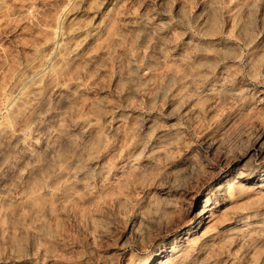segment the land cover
Listing matches in <instances>:
<instances>
[{
    "label": "rangeland",
    "instance_id": "1",
    "mask_svg": "<svg viewBox=\"0 0 264 264\" xmlns=\"http://www.w3.org/2000/svg\"><path fill=\"white\" fill-rule=\"evenodd\" d=\"M0 264H264V0H0Z\"/></svg>",
    "mask_w": 264,
    "mask_h": 264
},
{
    "label": "bare ground",
    "instance_id": "2",
    "mask_svg": "<svg viewBox=\"0 0 264 264\" xmlns=\"http://www.w3.org/2000/svg\"><path fill=\"white\" fill-rule=\"evenodd\" d=\"M258 186H262V184H259ZM210 209H211V207H207V208H204V210L202 211V213L204 214H207L206 216H208L209 215V213H210ZM205 216V217H206Z\"/></svg>",
    "mask_w": 264,
    "mask_h": 264
}]
</instances>
